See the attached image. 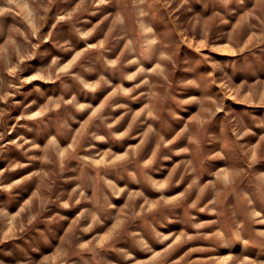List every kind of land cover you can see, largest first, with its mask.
<instances>
[{"label": "rangeland", "instance_id": "rangeland-1", "mask_svg": "<svg viewBox=\"0 0 264 264\" xmlns=\"http://www.w3.org/2000/svg\"><path fill=\"white\" fill-rule=\"evenodd\" d=\"M0 264H264V0H0Z\"/></svg>", "mask_w": 264, "mask_h": 264}]
</instances>
